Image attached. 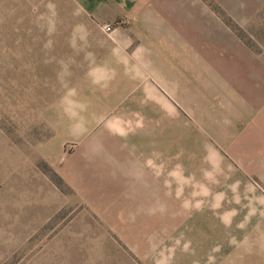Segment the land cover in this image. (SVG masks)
Wrapping results in <instances>:
<instances>
[{
    "label": "rangeland",
    "instance_id": "rangeland-1",
    "mask_svg": "<svg viewBox=\"0 0 264 264\" xmlns=\"http://www.w3.org/2000/svg\"><path fill=\"white\" fill-rule=\"evenodd\" d=\"M137 2L0 0V264H264V0ZM143 18L191 97L136 91Z\"/></svg>",
    "mask_w": 264,
    "mask_h": 264
},
{
    "label": "crops",
    "instance_id": "crops-1",
    "mask_svg": "<svg viewBox=\"0 0 264 264\" xmlns=\"http://www.w3.org/2000/svg\"><path fill=\"white\" fill-rule=\"evenodd\" d=\"M111 1L116 3L123 2L124 4L123 3L122 4L125 6V8H127V6L133 4L137 5L139 3L137 2V0H111ZM127 9L131 11L136 10V11H152V12H158L160 10H163V9H159L156 5L155 7H153L151 4L150 5L144 4L143 7L141 6L138 7L137 9L136 8L134 9V7H130ZM137 24L138 25H134V26L139 27L141 30L136 31L135 33L142 35L143 43L141 49L137 53H135V57L137 58L135 68L137 70L138 75L140 74L143 76L150 74L152 76V82L151 83L147 82L146 84L144 83L145 85L142 86V89L138 87L136 91L141 92L143 96L145 91L151 92V96H150L151 103H171L168 99L167 100L163 99L160 94L161 91L160 76H164L167 77L169 80L175 82L177 85H179V87L177 88L178 90L187 91L191 97L192 77L190 72L188 71L190 69H187L184 63L178 60L182 55L181 54L178 55L176 54V52H173V47L176 46V43H174V41L169 42V37H172L173 34H175V32L172 29V26L171 25L169 26L170 24L169 21L165 19L149 20L143 18L140 19ZM200 70H201V79L199 80V82L194 80L195 83L198 84L196 85L197 86L196 90L199 89V93H197V98L199 100L204 99V101H206L207 100L206 84H207V77L209 76L208 75L209 70L207 64H205L204 68L202 69L200 68ZM210 74L211 76L214 77L216 81L217 77L215 76V74L212 72H210ZM220 83L222 84L221 81ZM186 86L188 87V89L186 88ZM166 88L162 86L163 91H166L168 93L169 89L167 88L168 89L167 90ZM170 96L178 100L175 93L173 94L171 93L169 97ZM185 100L186 99H183V101L180 100V102L186 103ZM132 101H134L135 103V100Z\"/></svg>",
    "mask_w": 264,
    "mask_h": 264
}]
</instances>
